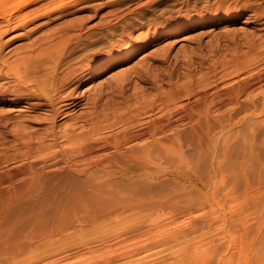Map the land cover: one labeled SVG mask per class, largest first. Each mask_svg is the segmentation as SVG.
Masks as SVG:
<instances>
[{
    "label": "rangeland",
    "instance_id": "obj_1",
    "mask_svg": "<svg viewBox=\"0 0 264 264\" xmlns=\"http://www.w3.org/2000/svg\"><path fill=\"white\" fill-rule=\"evenodd\" d=\"M12 1L3 3L4 7H0V29L11 27L0 38V45L5 44L2 53H7L8 60L27 45L29 48L32 42L36 44L32 46L37 48L47 39L55 42L64 38L67 32L71 34L73 31L74 34L82 33V41L66 48V63L85 56L90 58L106 50V47L109 48V43L115 40H122L123 46L130 43L129 58L116 61V64L106 67L102 73H94L77 88L74 94L81 96L85 106L70 108L52 119L45 118L50 116V107L47 105L27 108L23 106V102L12 105L0 98V116L22 112L18 119L24 121L23 125H27L21 128L34 132L36 140L44 138L47 142L50 140L43 135H47L49 130L53 128L62 132L72 122L76 131H89V118L94 108L92 98L100 92L101 99L96 103L99 115L96 124L102 134H110L118 128L112 122L117 112L137 107L144 100L149 102L156 94H168L201 75H208L211 83L218 86L232 82L237 77L229 75L221 78L220 64L228 62L234 55L247 53L248 40L264 37V17H254L247 9L236 15L201 16L211 0ZM20 14L25 16L21 17ZM9 15H12V20L6 26L5 18ZM185 15L191 16L192 24L163 33L161 38L136 44L138 35L147 34L145 29L152 31L160 23ZM134 37L136 38L133 40ZM156 56L159 57L155 58ZM143 65L145 68H141L144 69L141 71L139 67ZM213 67L218 70L212 71ZM139 70L140 73L137 74L136 71ZM143 72L147 75L142 74ZM119 75L126 76L125 79L129 82L123 92L125 96L119 95L114 87V81H117ZM0 80L2 82L9 79L0 76ZM38 101L44 102L43 99ZM126 104L129 107L123 110ZM149 109L138 111L142 110L140 112L144 117L154 116L156 108ZM8 128L0 126V134L2 132L1 135L5 136L0 135L1 140H12V128L5 131ZM181 130L180 154L182 153L183 159L192 162L197 185H188L171 174H162L175 170L173 160L159 164L147 163L144 166L126 161L118 155L110 164V169L116 171L129 167L136 175L129 179H121L116 174L99 177L98 181L95 179L96 182H104L102 185L105 189V193L96 195L97 197L82 191L89 182L93 183L91 180L84 183L66 168L57 176L51 177L47 184V194L38 195L29 206L20 211L19 226L32 228L37 235L33 241H38L34 243L35 264H264V125H257L252 130L242 128L240 131L214 129L209 135L208 145H203L202 148L196 144L194 131L193 133L185 126ZM249 139H252V144L248 143ZM1 145L0 143V148ZM56 145L59 148L70 146L62 139ZM57 146L54 150L58 149ZM214 165L220 167L217 174L213 172ZM143 170L144 176L137 174ZM205 181H209L210 185L204 190L200 185ZM79 190L81 192H73ZM43 228L48 230V236L51 237L47 236V243L42 236H38Z\"/></svg>",
    "mask_w": 264,
    "mask_h": 264
},
{
    "label": "bare ground",
    "instance_id": "obj_2",
    "mask_svg": "<svg viewBox=\"0 0 264 264\" xmlns=\"http://www.w3.org/2000/svg\"><path fill=\"white\" fill-rule=\"evenodd\" d=\"M9 1L10 0H0V7H4L5 4L3 3ZM16 2L17 1H14V3ZM23 4L25 3L23 2ZM244 9L249 10L251 12L250 15L254 17H264V0H211L208 2L204 11L199 12H202L200 14L201 16L207 15L208 17H215L219 14H240ZM186 13H188V11ZM24 16L25 14L23 16L21 15V17ZM29 16H31L30 13ZM11 17L12 15H9V17L7 16V18H5L6 26L10 25V20H12ZM23 20H26V18H23ZM190 21L191 16L185 15L179 19L167 23H160L159 25H156L155 22L156 27L154 30L148 31L145 29L144 31H147V34L141 31L142 33L144 32L145 35H138L137 38L134 37L133 40L136 38V44H143V42L145 43L148 40L159 38L163 33L183 29L191 23ZM203 21H205V19ZM95 27L98 28V26ZM10 29L9 27L0 29V38L2 34H5ZM86 29L87 28L84 30ZM74 33V31L73 33L71 32V34L67 32L64 38L59 36L61 39L55 42L51 39L48 41L47 39L43 45L39 44L37 48L32 46L35 44V42H32L29 48H27V45L24 48L25 50L21 48L23 50L19 53L18 51L16 54L13 53L14 57H12L11 60H8L7 53H2V47L5 44L3 46L0 45V76L9 79L0 82V98L2 97V101L10 102L12 105H20V103L23 102V106L27 108L47 105L50 107V116H48L49 114L47 115L49 111L46 109L48 111L46 112L48 117L45 118L50 117L54 119L59 113H66L70 108L74 109L77 106L85 104L82 102L81 96L74 93L77 88L89 80L94 73H102L105 71L106 67L111 66L122 58H129L128 56L131 54V49L129 48L130 43L123 46L122 40H115V42L112 40L113 42L109 43V48L106 47V50L94 55L97 59L91 55L92 57L90 58L85 56L66 63L64 61L65 54L68 52L65 53V51L68 50L66 48L73 44L77 45L82 41V33ZM227 35L228 34H226V36ZM117 36L118 35H116V37ZM247 38L246 36L245 39ZM39 40H41L40 37ZM126 41H129V39H126ZM126 41H124V43ZM36 42L39 43L38 41ZM247 42V53L243 55H234L231 60L224 64H220V67L218 66L219 70H221V78L229 75L237 77L232 82H228L227 84L223 83V85L220 84L221 86H218L216 83H211L208 79V75H201V77L199 76V78H196L194 81H190L187 84H185V82L183 85L181 84V88L173 89L168 94H156L155 98L149 102L142 100L144 103L130 110H126L129 107V104H126L123 108V110H126L125 112H117V114H115V118L112 122H114L118 128L113 132L111 131L112 133L109 132L110 134H102L99 130V126L96 124L99 119V115L96 111V103L101 99V92H98L99 94H96L94 98H92L94 108L92 107L93 113L89 118L91 124V127L88 128V130L90 129L89 131L84 132L80 131V129L76 131L75 124L72 122V125L66 127L62 132H58L53 128L49 130L47 135H43L50 140L48 142L44 138H41L43 140H36L33 137L34 132L26 131L27 129L24 131L23 129L25 127L21 128V126L27 125V123L23 125L24 121L18 119L21 117L22 112L14 115L7 113L0 116V126L4 128L12 126V129L10 128L11 130L9 128L7 130L5 129L7 132L9 130L11 131L12 140L8 139L9 141H6L3 140V138L2 140L0 139V143L2 144V148H0V264H35L37 260L34 253L36 244L34 243L38 241H33L37 235L32 228L19 226L20 211L22 212L25 207L29 206L38 195H46L48 192L47 184L49 180L51 177L57 176L64 168L79 176L84 183L87 180H91L93 183L89 182L82 191L87 192V194H92L93 196L95 195L94 197L105 193L104 186L102 185L104 182H100L101 184L96 182L99 177L116 174L121 179H129L135 174L129 167H122L116 171L110 169L109 166L117 158V155L123 157L126 161H133L144 166L147 165V163L159 164L166 160H168V162L169 160H173L172 163L175 166V170L162 172V174H171L179 181L187 182L188 185H197L193 175L194 168L191 164L192 162H190L189 159H183L184 157H181L182 153L180 154V135L182 133L181 129L184 126L196 133V144L199 148H202L203 145H208L209 135L214 129L219 131L235 129L238 131L242 128H248L252 130L257 125H264V37H259V39L253 38ZM158 57L159 56H156L155 58ZM141 68H145L144 65L139 67L140 70ZM213 68L214 70L212 71L218 70L217 67ZM94 69L99 70L98 72H94L96 71ZM140 70L139 72L136 71V73L139 74ZM141 71H144V69ZM145 73L146 72H143L142 74ZM125 78L126 76L119 75L117 81H114L116 82L114 87L118 90L119 95L124 94L125 86L129 83L128 79L126 80ZM129 78H131L130 75ZM140 94L141 92L139 95ZM182 96L183 99L181 98ZM38 99H43L44 102H40ZM143 108H156V113L153 114L154 116L151 115L152 117H144L140 112ZM138 109L142 110L138 111ZM23 118L25 119L26 117ZM10 123L13 124L8 126ZM59 139L60 141L61 139L64 140V142L66 141L70 146H62L59 148L56 145ZM248 143L252 144V139H249ZM55 146L58 147V149L56 148L57 150H54ZM211 160H214V158ZM210 163L212 164L213 162L210 161ZM120 164H122V162H120ZM193 165H195V162ZM213 172L216 174L219 173L220 167L214 165ZM144 173L145 170L137 174H143L142 176H144ZM208 184L210 185V182L205 181L201 183L200 188L205 190ZM73 192L78 193L81 191ZM28 220L25 219V221ZM22 223L24 224V222ZM48 233V230L43 228L38 236H42L44 242L47 243V239L50 237ZM42 245L44 246V244ZM44 255L43 253V256Z\"/></svg>",
    "mask_w": 264,
    "mask_h": 264
}]
</instances>
